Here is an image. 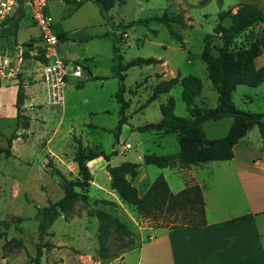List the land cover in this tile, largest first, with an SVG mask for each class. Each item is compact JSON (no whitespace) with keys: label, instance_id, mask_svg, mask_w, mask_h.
Masks as SVG:
<instances>
[{"label":"rangeland","instance_id":"rangeland-1","mask_svg":"<svg viewBox=\"0 0 264 264\" xmlns=\"http://www.w3.org/2000/svg\"><path fill=\"white\" fill-rule=\"evenodd\" d=\"M171 3L169 0H120L104 19L99 7L92 1L46 0L45 15L51 19L53 31L66 36L59 57L76 60L83 71L80 78H68L63 106L40 104L34 107L45 109L41 112L44 117L37 119L45 127L42 125L39 133L31 127L32 134L29 133L27 141L20 136L14 149L16 156L22 158H11L0 153V221L5 220L9 224L7 228L0 226L3 233L0 237V264H120V256L149 240L153 229L171 227V221L167 223L164 214L142 215L134 207L123 203H95L99 197H104L95 184L107 188L104 173L98 171L99 163H109L112 167L123 162L138 165L143 164L145 155L175 157L179 152L177 134L138 130L161 119L160 106L169 98L174 101L176 116L189 117L181 100L179 84L168 94L139 109L156 84L157 74H164V79L177 75L197 77L202 85L200 95L195 100L197 106L213 109L217 105L218 94L206 76L200 55L207 42L212 54L221 45L217 36H208L213 33L218 20L214 16H203L198 9L187 7L192 19L189 25L169 24L176 34L182 36L181 44L170 34L168 27L157 20L164 13L170 17L179 14L178 6ZM17 15L0 29V47L22 48L38 34L27 11H20ZM146 20V24L138 23ZM249 39H254L250 29L235 40V48L246 44ZM151 58L161 60L163 64L131 67L124 72L122 82L113 70L118 64ZM261 60H264V55ZM25 77L27 73L23 70L19 78ZM121 84L125 89L124 99L130 102L125 111L126 122L116 138L120 105L114 95ZM131 91L135 93L131 94ZM232 102L239 111L264 113V82L257 87H236ZM262 121L264 124V118ZM23 122L20 120V124ZM231 123L232 118L227 117L204 122L201 127L205 138L213 140L224 137ZM14 129L15 119L0 117L1 150L7 148V140L16 131ZM247 138L250 147L262 152L264 142L257 127L249 130ZM49 139L51 141L46 149ZM78 141L84 150L90 148L114 154L109 162L95 159L90 164L92 177L89 182L91 188L87 189V204L77 201L71 210L59 213L47 229L49 235L39 241L37 208L48 206L49 202H56L63 196L61 178L55 170L69 180L79 178L73 161L79 147ZM126 144L131 148L125 149ZM48 151L53 153L52 157ZM174 159L176 163L177 159ZM146 168L149 178L157 172L166 175L172 190L176 187L171 179L181 181L185 177L179 173L172 175V168L159 170L154 165H147ZM139 188H143L142 185ZM96 210L111 214L130 232L124 235L110 227L102 254L97 238ZM186 213L180 212L178 216ZM11 239L20 240L21 246L12 244L5 247V242ZM38 243L48 244L42 250L39 261L36 259Z\"/></svg>","mask_w":264,"mask_h":264},{"label":"trees","instance_id":"trees-1","mask_svg":"<svg viewBox=\"0 0 264 264\" xmlns=\"http://www.w3.org/2000/svg\"><path fill=\"white\" fill-rule=\"evenodd\" d=\"M95 2L101 10L103 16L114 6L116 0H87ZM106 18V17H105ZM220 20L224 18L230 19V25L224 27L217 24L213 28V33L221 40V45L216 49V53L212 54L209 49V43H206L200 59L205 64L206 76L211 82L213 88L218 94L217 105L210 109L207 107H198L195 103L196 98L201 92V81L195 76L188 75L181 77L177 75L173 78L160 80L161 76L156 75L157 82L151 90L147 100L139 106L143 109L151 102L158 99L161 95L168 94L176 85L181 86V100L185 104L189 117L182 118L174 114V101L169 98L167 102L160 106L161 119L157 123L147 124L138 128L141 132L154 131L163 133L177 134V142L179 152L175 157H161L156 155H145L143 161L145 164L154 165L158 168H166L172 166L175 159L182 166L197 165L210 161H228L233 158V147L242 139L247 132L257 127L264 141V124L262 119L264 113H248L236 109L232 102V94L236 87L245 85L248 87H257L264 82V66L256 68L254 59L260 55L261 48L258 39L246 40V44H241L235 48V40L240 37L246 30L254 26L256 23L264 19V15L260 9L253 5H244L237 10L236 13L228 12L219 13ZM158 21L163 22L170 34L181 44H183L182 36L176 34L170 23H178L185 25V21L181 16L170 17L166 13ZM146 21L138 23L146 24ZM59 37L64 40L63 35ZM26 55V54H25ZM160 60L155 59H134L124 65H115L113 70L116 77L122 82L124 80V72L131 67L160 64ZM135 91H131L134 94ZM125 89L123 84L120 85L114 97L120 105V119L117 125L115 137L117 138L122 125L126 122L125 111L129 107V102L124 99ZM24 100L23 88L18 85L16 94L17 109L16 119L24 120L20 126L23 129L28 128V118L21 114V105ZM231 117L232 123L224 137L208 140L205 138L201 125L207 121H217L223 118ZM19 127V123H17ZM17 136L12 134L7 140V148L0 150V153L10 155L11 142ZM79 147L75 151L73 161L77 166L79 178L69 180L59 170H55L56 174L61 178V186L63 196L56 202H49L48 206L37 208L36 218L38 221V239L43 240L48 234L47 229L59 216V213H66L73 208L77 201L87 204V189L90 187L91 173L87 163L97 158H102L109 162L114 153L106 154L102 150H84ZM137 164L123 162L118 166L112 167L108 163L105 169L110 177V189L113 190L123 204L132 206L142 215L164 214L166 222L171 221L170 229L199 227L204 225V202L201 189L197 185L187 187L178 193L170 192L164 178L159 175L150 185L149 189L143 196H139L137 189L128 179L134 178L137 174ZM79 189L82 192L77 191ZM95 203L104 205H114L113 202L100 200ZM185 215L178 216L180 212H186ZM94 216L98 219V244L100 254L105 252L104 240L106 239L109 228L114 227L124 235H129V230L124 224L113 217L111 214L96 210ZM173 216L171 219L170 217ZM170 219V220H169ZM166 223V224H167ZM7 228L8 222L0 221V226ZM3 233L0 232V237ZM21 246L20 240L11 239L5 242L4 246ZM48 247V244L36 245V259L39 261L42 250Z\"/></svg>","mask_w":264,"mask_h":264},{"label":"crops","instance_id":"crops-1","mask_svg":"<svg viewBox=\"0 0 264 264\" xmlns=\"http://www.w3.org/2000/svg\"><path fill=\"white\" fill-rule=\"evenodd\" d=\"M170 2L178 6L180 12L175 16H181L184 19V27L192 20L187 7L198 9L205 17L214 16L218 20L217 24L224 27L230 25V19L220 20L218 14L225 12L234 14L244 5L255 6L264 15V0H169ZM119 3L120 0H116L110 10ZM17 14L16 16H19ZM106 15L107 13L102 17L105 19ZM249 29L252 30L254 39H258L260 43L261 53L254 59L256 68H259L264 66V60H261L264 55V19ZM57 34L63 35L64 40L66 39L64 33ZM212 35L217 36L214 33L208 36ZM38 36L39 30L38 34L25 44L31 45L37 41ZM217 38L221 41L218 36ZM160 64L163 62L161 61ZM23 67L29 78L25 77L20 80V74L17 81L11 80L0 88V117L15 119L14 130L16 131H13V134L17 137L11 142L10 155H8L11 158L16 156L14 147L20 141V136L27 141L29 133L32 134L31 127L37 133L42 131V125L45 127L44 123L37 120L44 117L41 112L45 109L34 108L37 105L46 104L44 89L38 82L40 65L34 58L24 53ZM158 75L161 76L160 80L164 79V74ZM18 85L23 88L24 100L20 108L21 114L28 118L27 129L20 126L22 119L19 121L16 119L15 104ZM41 93H43V98H41ZM248 133L249 131L234 145V156L228 161H210L189 166H182L176 161L172 166L166 167L172 168L174 171L172 175L179 173L185 176L181 181L171 179L172 185L176 187L174 190L171 189L166 175L162 172H157L149 178L148 168H146L148 164L143 161V164L137 165L136 176L128 177V179L136 187L139 196L146 193L159 175L164 178L173 194L193 185L199 186L204 202V225L176 229L155 228L149 240L136 245L120 256V264H264V143L262 152H256L255 148L247 144ZM50 141V139L47 141L46 149ZM49 156L52 157L53 153ZM101 160V157L96 159V161ZM92 162L94 161L87 163L88 168ZM105 166L104 162L98 165V171L104 173L107 185L105 188L95 184V188L104 194V197H99L98 201L106 200L121 204L117 194L110 189V177ZM139 185L143 188L140 189Z\"/></svg>","mask_w":264,"mask_h":264},{"label":"built area","instance_id":"built-area-1","mask_svg":"<svg viewBox=\"0 0 264 264\" xmlns=\"http://www.w3.org/2000/svg\"><path fill=\"white\" fill-rule=\"evenodd\" d=\"M46 0H0V29L20 11H27L39 30L37 41L23 47H0V88L11 80L17 81L24 62V53L40 65L38 82L44 89L45 103L63 106L64 88L69 77L80 78L82 69L73 59H61L64 40L53 31L51 19L45 15ZM125 149H130L126 144Z\"/></svg>","mask_w":264,"mask_h":264}]
</instances>
